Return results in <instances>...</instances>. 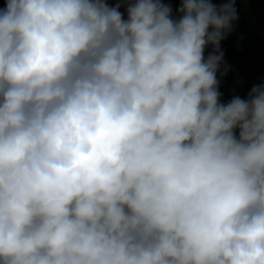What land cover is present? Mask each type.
<instances>
[{
	"label": "clouds",
	"instance_id": "1",
	"mask_svg": "<svg viewBox=\"0 0 264 264\" xmlns=\"http://www.w3.org/2000/svg\"><path fill=\"white\" fill-rule=\"evenodd\" d=\"M176 11L5 0L0 264H264V84L218 91L235 0Z\"/></svg>",
	"mask_w": 264,
	"mask_h": 264
},
{
	"label": "rangeland",
	"instance_id": "2",
	"mask_svg": "<svg viewBox=\"0 0 264 264\" xmlns=\"http://www.w3.org/2000/svg\"><path fill=\"white\" fill-rule=\"evenodd\" d=\"M177 1L162 0L172 10ZM116 2L118 0H112L108 4L114 6ZM235 3L250 6L251 21L247 28L235 26L238 14L232 31L221 41L220 48L224 55L217 79L222 104H227L237 96L247 100L253 86L264 84V0H235ZM211 51L212 47L208 46L205 57ZM235 135L239 136V129L235 130Z\"/></svg>",
	"mask_w": 264,
	"mask_h": 264
},
{
	"label": "crops",
	"instance_id": "3",
	"mask_svg": "<svg viewBox=\"0 0 264 264\" xmlns=\"http://www.w3.org/2000/svg\"><path fill=\"white\" fill-rule=\"evenodd\" d=\"M225 0H212V3H214L217 7H219L222 3H224ZM181 0H178L175 8L173 10V18H179V14L177 13V9L180 7ZM235 8L237 10V15L239 14V19L235 22V26H243V28H247L251 21V13L252 9L250 6L246 5L244 7L243 4H236ZM242 31V30H241Z\"/></svg>",
	"mask_w": 264,
	"mask_h": 264
},
{
	"label": "trees",
	"instance_id": "4",
	"mask_svg": "<svg viewBox=\"0 0 264 264\" xmlns=\"http://www.w3.org/2000/svg\"><path fill=\"white\" fill-rule=\"evenodd\" d=\"M110 1H112V0H109V1L107 0L108 3H109ZM4 6H5V0H0V7L3 8ZM120 10H121L122 13L125 14V18H126L125 8L122 7Z\"/></svg>",
	"mask_w": 264,
	"mask_h": 264
}]
</instances>
